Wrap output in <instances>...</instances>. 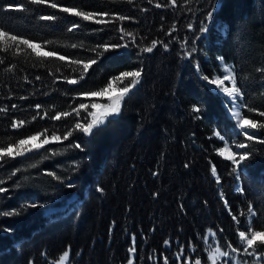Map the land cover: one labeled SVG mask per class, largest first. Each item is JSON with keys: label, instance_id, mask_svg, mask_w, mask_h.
<instances>
[{"label": "trees", "instance_id": "16d2710c", "mask_svg": "<svg viewBox=\"0 0 264 264\" xmlns=\"http://www.w3.org/2000/svg\"><path fill=\"white\" fill-rule=\"evenodd\" d=\"M49 3L107 12L97 18L113 23L97 25L29 0H0V28L68 60L95 58L90 49L100 44L129 47L103 53L83 80L79 65L37 59L25 45L20 55L0 51V107L7 108L0 112V146L45 129L61 138L73 131L68 140L5 158L0 165V187L8 189L0 193V264H52L67 249L69 264H126L131 257L134 264H164L165 258L168 264H184L189 248L207 231L226 234L237 246L231 234L239 227L232 215L245 222L249 205L253 228L264 230V143L244 141L227 101L202 79L221 75L223 58L233 66L243 94L241 115L264 121L248 112V107L264 111V0H178L176 8L169 0ZM117 15L130 19L115 21ZM121 27L134 34L135 43L120 38ZM153 40L158 44L151 53L140 51ZM133 70H141L140 83L120 113L91 135L75 130L76 122L91 121L92 109H81L79 116L74 110L95 102L82 94ZM68 78L78 83L68 84ZM59 112L72 115L51 119ZM21 120L23 126H12ZM253 132L264 139V129ZM226 140L234 149L236 142L250 144L237 151L238 156L248 152L249 159L236 171L217 152ZM85 193L68 215L50 219L44 213L53 198ZM169 253L183 255L174 260Z\"/></svg>", "mask_w": 264, "mask_h": 264}, {"label": "snow or ice", "instance_id": "6c2138e0", "mask_svg": "<svg viewBox=\"0 0 264 264\" xmlns=\"http://www.w3.org/2000/svg\"><path fill=\"white\" fill-rule=\"evenodd\" d=\"M128 4H133L134 0H126ZM149 3H152L153 0H148ZM29 3L34 5H41V4H47L48 7L51 8H58L57 3H49V0H29ZM170 5L173 8H176L178 6V0H169ZM164 5H161L160 3H156V8H161ZM20 11H24V7L20 6ZM59 11L68 13L72 16L79 17L81 20L84 21H91L97 25H106L109 23H113V20L109 19H98L97 17H107L109 14L107 12H94V11H83L78 10L76 7H59ZM41 19L43 20H54L55 16H42ZM129 17H125L122 15H117L114 17L115 21H126L129 20ZM79 24H76L73 26V28H78ZM191 27V25H189ZM73 28H70L69 31H72ZM102 30V29H101ZM121 33V39H124L125 37H128L132 43H135V36L131 32H126L124 28L118 29ZM173 31H175V26H173ZM158 42L153 40L151 42L150 46L142 47L140 49L143 53H151L153 49L157 47ZM20 45H25L27 49H30L31 52L35 55L37 59H45V58H56L61 61L67 60V63L72 65H79L82 68V72L79 76L80 80H83L85 78V74L88 72V70L97 63L98 58L103 55V53H107L109 51H118L120 49H127L129 45L127 43L125 44H100L97 45L95 48H91L90 51L94 52L96 54L95 58H90L85 60H68L66 56L63 55H57L55 51H44L43 46L37 43L32 42L29 39L21 38L18 35L11 34L9 30H6L4 28H0V51H3L5 53L9 51H13L16 55L21 54ZM72 48H76L77 45L73 44L71 45ZM223 63V58H220ZM3 60H0V63H3ZM224 75L221 76H208L204 75L202 76V79L207 82L208 85H214L216 89H219L221 92H223L226 96L232 98V103L235 105L237 98L242 99L243 94L241 92V89L237 85V79L236 76L233 75V70L225 65L223 68ZM260 71L264 72V69H260ZM141 70H133V71H124L121 72L119 75L114 76L112 80H110L104 87L99 88L97 91H89L85 92L82 95L85 97H99L104 96L105 94L111 93L112 91H116V95L108 96L109 103L106 105H98L96 103H93L91 105L81 103L78 109H75V114L79 116L80 110L84 109L87 110L89 107H91L92 111L90 112L91 115V121L86 123H80L76 122L74 125V129L78 130L80 132H83L85 135H91L93 132V129L97 128L100 125H103L108 117L116 116L121 111V106L123 101L125 100V97L132 91L133 88L136 87L137 84L140 83L141 79ZM37 79H40V77H37ZM129 81L128 84H126L123 87L120 88H114V84L120 83L123 84L124 81ZM228 81L231 83V87H226L225 82ZM68 84H77V79L74 78H68L67 79ZM15 108V105L12 106ZM37 109L40 108V105L36 106ZM243 107H248L247 105H243ZM7 108L0 107V112H6ZM193 112H198L199 109L196 107H193ZM248 112L255 113L256 116L264 117V111H258L255 108L248 107ZM47 115V113H45ZM72 115L71 112H59L54 114L51 119L53 120H60L62 117H67ZM236 119H237V127L240 129V134L244 137V141L247 142H255V143H264V139H257L256 134L254 132L248 131L249 129L255 130V129H264V121H257L255 118H250L247 115H241L239 111H236L234 113ZM25 124V121H14L13 127L19 128ZM73 135V131L66 132L63 137L56 135L55 132L51 134V136L48 135L47 129H45L43 132H37L33 135H28L25 138L19 139L13 143H7L3 146H0V165L3 163H6L7 161L5 158L8 159H15L17 157H22L26 153H31L34 150H39L41 148H44L45 145H49L56 142H61V140H68L69 137ZM217 137H219L221 140L224 138L220 136V133H214ZM43 137V138H42ZM73 147L75 148H81L80 144H74ZM235 147L239 149H246L250 147L249 143L246 142H236ZM82 150V149H81ZM217 152L219 155L224 156L225 159L230 160L232 164L235 166L233 168V171H236L237 168H239L240 164L246 160L249 159V153L245 152L243 154H240L239 156L237 153L233 152L228 143L225 142L224 146L217 149ZM59 153L53 152V155H57ZM35 165H33L34 167ZM212 175L215 176L217 173L216 167L213 165L211 168ZM15 175V173H12ZM59 179V177H56ZM4 181L0 180V184H3ZM71 186V185H70ZM8 189L4 187H0V193L6 192ZM102 191V189H101ZM225 206L227 207V201L225 202ZM247 212L250 216H255V212L253 210V207L251 205L248 206ZM16 213H8L4 212L3 215H13ZM243 215V213H241ZM232 219L234 221H238V217L236 215H232ZM214 235V234H213ZM239 239L243 245L246 247L244 250L247 252L249 249H253L254 247L259 246L260 250L264 251V230H255V229H248L246 228L243 231H239ZM167 243V241H165ZM229 248H231V245H228ZM130 252L135 251V248H130ZM232 251L235 252L236 249L232 248ZM69 251H64L63 255L59 258L58 264H67L69 261ZM182 253L177 255V259H180ZM229 253L227 251H221L219 247H216L215 250L212 252V254L209 255L208 259L212 261V264H217V258L218 257H228ZM128 264H133L132 260L128 261ZM164 264H168L167 258L164 260ZM194 264H201V260L196 259L194 261Z\"/></svg>", "mask_w": 264, "mask_h": 264}, {"label": "rangeland", "instance_id": "374dc122", "mask_svg": "<svg viewBox=\"0 0 264 264\" xmlns=\"http://www.w3.org/2000/svg\"><path fill=\"white\" fill-rule=\"evenodd\" d=\"M223 30H224V26L220 27L221 33H223ZM43 50L46 51L45 49ZM225 65L229 66L233 70V75H234V68L231 64L221 63L222 74L216 75V76L222 77L225 74L223 71V68ZM128 83L129 81L125 80L123 84H120V83L114 84V88L123 87ZM207 86L213 92L218 93L220 96H222L225 99V101L228 102L224 104L225 108L227 110L229 117L234 121L236 130L238 131V133H240V129L237 127V119L234 113L236 111H239L241 114V103L240 102L242 99L237 98L236 104L234 105L232 103V98L226 96L219 89H216L214 85L207 84ZM225 86L231 87V83L226 81ZM116 94H117L116 91H112L111 93L105 94L104 96L93 97L95 99L94 103L98 105H106L107 103H109L108 96L109 95L115 96ZM248 131L253 132V130L251 129H249ZM225 142L228 143L230 149L233 152L237 153L239 148L234 149L230 142H228L227 140ZM239 189H240V186L239 184H237L236 190H239ZM85 197H86V193L83 195H73L70 197L59 196V197L53 198L51 201L44 204V213L50 219H55L57 217L60 218L62 216L68 215L72 211L79 208V206L81 205ZM253 217L254 216H250L248 214L245 222L237 223V221H234V224L239 228L236 230L235 233L232 232L231 235L233 239L231 240L234 241L237 239V246L231 245L232 247L229 248L228 245H230L229 244L230 240L228 241V238L227 239L225 238L227 236L226 234H222V233L219 234L218 232L210 230L200 235V237L198 238V243H196L195 246L189 248V251L186 253V259L183 263L184 264H194V261L196 259H199L201 260V264H212V261L209 260L208 257L210 254H212V252L215 250L216 247H219L221 251H227L229 255L228 257H218L217 264H264V251L260 250V247L257 246V247H254L253 249H249L246 252L244 250L246 246L243 245L239 239V231H243L246 228L254 229L253 228ZM232 248H235L236 251L233 252ZM67 251H69V249H67ZM63 253L52 264H58L59 258L63 255ZM169 254H170L171 259H174V260H175V257H177L178 255V254H173V253H169ZM69 258H70V255H69ZM129 260H132V257L129 258L128 261ZM128 261L126 264H128ZM67 264H69V261L67 262ZM171 264H175V262Z\"/></svg>", "mask_w": 264, "mask_h": 264}]
</instances>
